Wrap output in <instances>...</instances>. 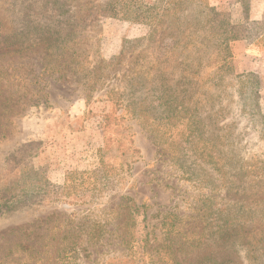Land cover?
Segmentation results:
<instances>
[{"label":"rangeland","instance_id":"obj_1","mask_svg":"<svg viewBox=\"0 0 264 264\" xmlns=\"http://www.w3.org/2000/svg\"><path fill=\"white\" fill-rule=\"evenodd\" d=\"M105 1L0 0V43L25 34L29 21L41 28L20 51L0 54V198L7 190L22 197L20 210L0 208V264H264V178H225L191 163L189 173L203 176L195 180L179 170L170 142L191 128L155 132L153 71L179 99L191 96L210 133L238 136L248 160L264 156V126L241 114L233 81L222 92L207 83L212 94H201L210 68L195 86L175 88L173 31L103 17ZM242 1H209L241 37L264 18V0ZM42 34L64 48L37 45ZM263 39L259 26L253 39L231 45L235 71L258 77L262 115ZM211 196L252 207L238 244H201L199 210Z\"/></svg>","mask_w":264,"mask_h":264},{"label":"trees","instance_id":"obj_2","mask_svg":"<svg viewBox=\"0 0 264 264\" xmlns=\"http://www.w3.org/2000/svg\"><path fill=\"white\" fill-rule=\"evenodd\" d=\"M209 1L157 0L155 4H149L145 0H107L100 10V15L133 23L149 24L157 30L160 28L171 29L174 35L172 37L173 48L176 49L173 52V57L176 59V69L170 73L174 87L178 88L180 83H183V86H195L197 82L195 77H200L205 69L210 68L212 73L207 77L206 83L199 86L200 91H202L201 94L205 93L204 90L207 91V94L211 93L207 83L211 82V86L220 88L219 92H222V86L227 88L225 83L233 81L237 85L236 94L238 103L241 105V114L251 115V118L254 117L255 119L259 118L258 121L264 126V115L261 113L259 103L258 77L254 74H239L235 71L231 49L233 43L244 39L247 41L253 39L259 26L261 30H264V18L261 22L248 24L251 27V35H248V31L247 35L241 37L240 33L231 24L229 17L216 12L210 6ZM238 1L243 2L242 0ZM190 11L200 14L195 17L188 14ZM63 13L65 15L66 11ZM33 23V20L32 22L29 21L30 25L25 34H13L9 37V40L4 39L1 41L0 54L7 55L20 51L24 43H31V36H36L35 34L41 31V28ZM256 26L258 27L256 28ZM38 38L40 39H38L37 45L45 46L51 53H57L56 51L63 49L65 45L64 43L61 48V44H57L59 42L57 38L44 36V34ZM65 40L67 41V39ZM213 47L215 52L211 53ZM189 48H195L196 50L190 51ZM199 48H207V50L204 52L198 51ZM193 54L198 56L195 66L191 62V58L194 57ZM109 63H112V61ZM69 66H71V63L68 64ZM77 67L81 70V73L85 74V77L91 74V71H86L85 67L80 65H77ZM193 67H195V70H192ZM175 72L180 73V82H174ZM153 73L156 74L158 81L152 92L155 95V101L153 102V106H155L153 110L155 111L152 113L158 114L155 121L161 122L158 123L159 126L154 125L155 132L158 131L157 134L161 138H165V132L169 129H177L181 125H184L182 128H191L190 134L186 133L187 130H182L180 133L175 134L174 139L170 142L174 152H179L177 161L179 170L186 174L189 173L192 163L196 165V168L198 167L197 169H200L199 171L207 172V170H211L225 178H264V156L261 157L257 154L248 160L241 153V148L244 147L241 140H238V136L224 131L210 133L206 125L208 116L198 117V114L202 111L198 113L197 110H194L193 112L192 104H190L191 96L187 98L185 95V98L179 99L176 90L173 92L167 89L162 71L158 69ZM184 92L188 93L189 90L185 89ZM217 96L222 101V95L219 93ZM200 102L201 100H199V104ZM195 109H197V106H195ZM195 112L196 116L194 115ZM215 126L216 124L211 125V128ZM258 138L263 139L264 135L260 134ZM236 141L240 144V150L234 148ZM187 157H189L188 161L190 160L189 164L183 161ZM246 161L250 167L246 166ZM199 171L198 175L189 173L190 177L195 178V180L203 178ZM13 196L7 190L0 198V208L1 206L7 207L9 213L20 210L22 197ZM199 211V214L202 213L201 219L204 224L200 238L202 245L212 241H224L230 245L232 244L231 246L236 245L242 240L241 233L244 227L254 221L251 206L232 198L227 199L224 196L222 198L211 196L204 199Z\"/></svg>","mask_w":264,"mask_h":264},{"label":"crops","instance_id":"obj_3","mask_svg":"<svg viewBox=\"0 0 264 264\" xmlns=\"http://www.w3.org/2000/svg\"><path fill=\"white\" fill-rule=\"evenodd\" d=\"M255 20H259V18L255 19Z\"/></svg>","mask_w":264,"mask_h":264}]
</instances>
